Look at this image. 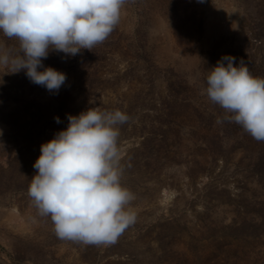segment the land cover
<instances>
[{"label": "rangeland", "instance_id": "1", "mask_svg": "<svg viewBox=\"0 0 264 264\" xmlns=\"http://www.w3.org/2000/svg\"><path fill=\"white\" fill-rule=\"evenodd\" d=\"M224 55L264 78V0H127L106 41L42 61L58 92L0 74V264H264V142L200 91ZM88 108L130 117L137 220L110 246L59 239L27 194L41 144Z\"/></svg>", "mask_w": 264, "mask_h": 264}, {"label": "clouds", "instance_id": "2", "mask_svg": "<svg viewBox=\"0 0 264 264\" xmlns=\"http://www.w3.org/2000/svg\"><path fill=\"white\" fill-rule=\"evenodd\" d=\"M126 3L0 0V33L16 42L9 46L0 40V74L23 71L30 82L58 92L66 74L42 61L49 52L71 57L92 51L119 24ZM200 91L224 110L223 120L264 142V78L253 76L242 60L237 64L222 56L207 70ZM67 119L66 129L41 144L27 194L38 214L50 218L59 239L113 245L137 220L135 194L121 182L120 126L130 117L119 109L88 108Z\"/></svg>", "mask_w": 264, "mask_h": 264}]
</instances>
